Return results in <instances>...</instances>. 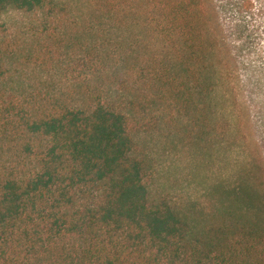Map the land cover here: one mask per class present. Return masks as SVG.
I'll use <instances>...</instances> for the list:
<instances>
[{
	"label": "trees",
	"instance_id": "obj_1",
	"mask_svg": "<svg viewBox=\"0 0 264 264\" xmlns=\"http://www.w3.org/2000/svg\"><path fill=\"white\" fill-rule=\"evenodd\" d=\"M43 4L0 0V11ZM117 8L141 27L116 45L143 84L130 102L100 89L76 105L9 92L0 65V264H264V0H118ZM140 44L148 53H136ZM108 48L90 52L101 55L100 72L114 59ZM160 101L205 136L222 126L213 104L230 108L229 139L244 162L203 203L150 197L126 106L147 111Z\"/></svg>",
	"mask_w": 264,
	"mask_h": 264
},
{
	"label": "rangeland",
	"instance_id": "obj_2",
	"mask_svg": "<svg viewBox=\"0 0 264 264\" xmlns=\"http://www.w3.org/2000/svg\"><path fill=\"white\" fill-rule=\"evenodd\" d=\"M117 4L118 0H44L37 12L11 8L0 11V65L5 73L2 86L15 93L42 91L71 105L82 103L97 89L102 95L124 97L123 104L130 102V95L143 84L130 75L134 61L121 56L116 45L130 43L141 27L136 26L134 17L119 14ZM91 27L92 34L86 33ZM93 47H106L114 54L103 72L102 65L95 63L102 61L101 55L91 57ZM141 47L136 53H148ZM120 57L125 60L117 62ZM108 67H113L116 74H107ZM164 105L160 101L147 111L126 106L135 117V153L148 169L150 197L175 207L189 201L203 203L207 191L220 181L229 183L237 163L244 162L243 151L230 140V108L213 104L214 112L221 111L223 122H216L222 123L219 130L205 136L184 113L180 115Z\"/></svg>",
	"mask_w": 264,
	"mask_h": 264
}]
</instances>
